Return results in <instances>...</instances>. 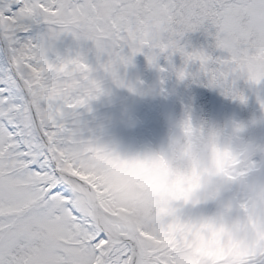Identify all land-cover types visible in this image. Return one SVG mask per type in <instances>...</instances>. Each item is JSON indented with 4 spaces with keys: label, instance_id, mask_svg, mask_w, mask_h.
<instances>
[{
    "label": "snow or ice",
    "instance_id": "6c2138e0",
    "mask_svg": "<svg viewBox=\"0 0 264 264\" xmlns=\"http://www.w3.org/2000/svg\"><path fill=\"white\" fill-rule=\"evenodd\" d=\"M0 53V264H193L175 229L114 222L130 202L87 117L137 55L232 98L264 85V0H0Z\"/></svg>",
    "mask_w": 264,
    "mask_h": 264
},
{
    "label": "clouds",
    "instance_id": "9594fccd",
    "mask_svg": "<svg viewBox=\"0 0 264 264\" xmlns=\"http://www.w3.org/2000/svg\"><path fill=\"white\" fill-rule=\"evenodd\" d=\"M161 57L147 62L149 69L174 77L186 89L201 84L198 72L169 64L166 57L162 67ZM128 68L123 86L113 84L116 88L139 99L166 95L164 79L146 86L127 79ZM110 94L104 88L101 96ZM225 97L241 105L247 101L244 92ZM261 125L264 116L248 122L211 120L188 103L166 120L156 144H124L99 134L108 164L122 178L117 195L131 206L114 222L128 232L175 229L181 242L175 255L193 264H251L254 253L264 252V137L251 135Z\"/></svg>",
    "mask_w": 264,
    "mask_h": 264
},
{
    "label": "rangeland",
    "instance_id": "374dc122",
    "mask_svg": "<svg viewBox=\"0 0 264 264\" xmlns=\"http://www.w3.org/2000/svg\"><path fill=\"white\" fill-rule=\"evenodd\" d=\"M186 41L195 48L207 47L209 43L208 40L199 39L198 33L189 34ZM159 63L162 67H167L164 57H161ZM173 63L176 66H180L182 63L181 58L178 55L174 56ZM123 73L124 70L122 69L121 74L123 75ZM164 75L149 69L144 55H137L134 58V66L129 67L127 70V79L143 81L146 86L158 84L160 79H164L163 88L166 95L145 99L132 96V100L129 97V101L123 105V108L117 114L121 125L120 133H122L118 140L122 143H158L166 132V120L169 117L178 116L182 111V105L191 103L193 106L192 100L197 91V85H192L186 89L184 85L177 86L174 77L165 79ZM107 85L110 89L116 88L111 82H108ZM241 87L247 98L246 104L241 105L238 101H233L230 97H226L225 104L220 105L219 122H224L228 119L248 122L264 116V110L261 109L258 101V96L264 100V85L251 90L245 85H241ZM210 89L212 91V88ZM213 92L221 94L219 89H213ZM102 98L103 96L98 99L99 106L102 105ZM101 135H105V133ZM251 135L255 138L264 137V125L252 129Z\"/></svg>",
    "mask_w": 264,
    "mask_h": 264
},
{
    "label": "bare ground",
    "instance_id": "6f19581e",
    "mask_svg": "<svg viewBox=\"0 0 264 264\" xmlns=\"http://www.w3.org/2000/svg\"><path fill=\"white\" fill-rule=\"evenodd\" d=\"M198 38H206L198 33ZM197 91L192 100L193 108L198 115H203L205 118L218 121V114L221 109L220 105L225 104L226 97L222 94H215L213 89L203 86L202 84L197 85Z\"/></svg>",
    "mask_w": 264,
    "mask_h": 264
}]
</instances>
